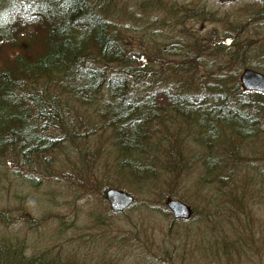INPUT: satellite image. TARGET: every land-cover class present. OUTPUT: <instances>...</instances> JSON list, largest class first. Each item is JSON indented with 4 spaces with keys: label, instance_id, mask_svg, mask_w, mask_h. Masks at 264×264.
I'll use <instances>...</instances> for the list:
<instances>
[{
    "label": "trees",
    "instance_id": "1",
    "mask_svg": "<svg viewBox=\"0 0 264 264\" xmlns=\"http://www.w3.org/2000/svg\"><path fill=\"white\" fill-rule=\"evenodd\" d=\"M120 1L0 0V184L50 181L52 171L64 166L70 149L64 131L74 130L76 123L83 126L76 116L85 109H92L94 115L98 107L97 116L111 127L116 165L122 175L147 181L156 195L161 191L154 188L160 185L158 173L177 175L176 182L187 186L183 178L187 167L177 155L179 148L193 140L212 148L221 139L255 137L262 139L263 150L264 94L243 92L238 76L246 67L264 72V57L248 62L247 43L239 44L241 26L231 24L227 29L229 44L216 35L200 42L193 32L179 28L186 18H206L207 8H180L162 17V30L179 33L163 47V55L186 61L198 52L194 58L199 61H179L164 68L155 63L141 65L122 31L143 22L139 26L149 36L145 46L149 51L153 42L149 39L159 34L155 29L152 32L151 25L158 22L148 11L157 8L163 13L170 5L155 7L153 0H144L138 5L144 8L139 15L133 6L126 8ZM191 11L195 13L190 16ZM201 66L204 73L198 71ZM73 100L78 107L70 105ZM180 138L188 141L176 144ZM4 159L16 168L17 179L3 173L7 169ZM85 159L92 161L89 156ZM216 162L222 165L216 155L204 158L203 176L209 178L188 188L195 186L207 194L212 185H227L219 177ZM86 169L78 181H72V187L82 191L84 186L94 187L100 194L105 188L118 187L96 180L95 185L89 184L91 172L89 166ZM71 195H77L76 202L81 199L75 191ZM225 196L230 197L231 191H219L217 203L226 200ZM168 198L189 204L182 193L159 195L160 202ZM244 227L254 238L249 226ZM24 255L18 244L0 241V264H16L17 260L19 264H64L59 255L46 259L47 252Z\"/></svg>",
    "mask_w": 264,
    "mask_h": 264
},
{
    "label": "rangeland",
    "instance_id": "2",
    "mask_svg": "<svg viewBox=\"0 0 264 264\" xmlns=\"http://www.w3.org/2000/svg\"><path fill=\"white\" fill-rule=\"evenodd\" d=\"M143 1L126 3L121 0L120 3L126 8L133 6L141 15L144 8L138 5ZM153 3L155 7L165 3L170 7L163 13L157 8L148 11L155 14L158 22L151 25L152 32L155 29L159 34L149 39L153 41L152 45L148 43L152 49L145 50L149 36L139 26L143 22H134L132 29L122 31L124 39H129L127 47L137 52L135 58L141 65L155 63L164 68L181 61V57L163 55V47L179 33L162 30V17L175 14L180 8L196 10L202 6L207 8L206 18L188 16L179 29L193 32L200 42L216 35L229 44L230 41L225 40L227 29L231 24L241 26L239 44L247 43L248 62L256 63L264 57V0H153ZM194 13L191 11L190 16ZM194 53L198 57L199 53ZM194 55L181 64L199 61ZM203 68L201 66L198 71L204 73ZM70 105L76 108L79 104L73 100ZM97 109L94 115L92 109L81 111L76 117L81 119L83 126L76 123L74 130L64 131L70 139V144L67 142L70 149L64 166L55 172L51 170L54 177L50 181L40 178L38 185H20L12 180L9 181L11 184H0V241L12 246L18 244L24 258V254L47 252L46 259L59 255L64 264H264L262 139L253 137L239 141L228 137L229 140L221 139L212 148L193 140L191 145L179 148L177 155L187 167L183 174L187 186L176 182L177 175L158 173L160 185L154 188L161 191L156 195V191L149 189L152 184L147 181H142L143 185L122 175L116 165L118 157L112 147L111 127L97 116L100 112L99 107ZM187 141L180 138L176 144ZM211 155L222 159V165L216 163L220 167L219 177L225 178L227 185H212L207 194L199 193L195 186L188 188L200 179L209 178L203 176L202 162ZM87 156L92 161L83 160ZM3 161L7 166L3 173L17 179L12 162ZM88 166L91 172L87 179L89 184L95 185V180L107 186L117 184L133 195L134 203L123 213H116L109 210L97 188L83 185L85 191H82L72 187V181H78ZM80 183L82 185V181ZM72 191L80 195L78 202L75 200L77 195H71ZM219 191H231V196H225L226 200L217 203ZM173 193H182L189 198L187 202L193 208V215L188 221H173L164 202H160L159 195L166 197ZM244 225L249 226L254 238Z\"/></svg>",
    "mask_w": 264,
    "mask_h": 264
},
{
    "label": "water",
    "instance_id": "3",
    "mask_svg": "<svg viewBox=\"0 0 264 264\" xmlns=\"http://www.w3.org/2000/svg\"><path fill=\"white\" fill-rule=\"evenodd\" d=\"M239 81L245 91L258 90L264 92V74L256 70L243 69ZM104 199L108 202L112 211H123L133 202V197L130 194L116 188L106 189ZM166 206L176 219H187L191 214L190 207L180 200L167 199Z\"/></svg>",
    "mask_w": 264,
    "mask_h": 264
}]
</instances>
